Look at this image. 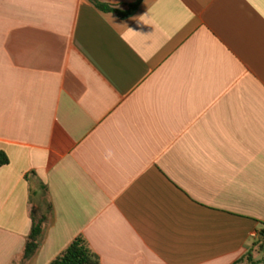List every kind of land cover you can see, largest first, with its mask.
Segmentation results:
<instances>
[{
  "label": "crops",
  "instance_id": "obj_1",
  "mask_svg": "<svg viewBox=\"0 0 264 264\" xmlns=\"http://www.w3.org/2000/svg\"><path fill=\"white\" fill-rule=\"evenodd\" d=\"M0 154V264H264V0H0Z\"/></svg>",
  "mask_w": 264,
  "mask_h": 264
},
{
  "label": "trees",
  "instance_id": "obj_2",
  "mask_svg": "<svg viewBox=\"0 0 264 264\" xmlns=\"http://www.w3.org/2000/svg\"><path fill=\"white\" fill-rule=\"evenodd\" d=\"M90 1L100 11L115 13L117 16L124 19L132 16L137 11L143 0H136L126 9L115 8L107 3L100 2L99 0ZM7 162L8 160L5 155L0 154V166ZM49 208L48 211H50ZM47 218V213H43L38 218H33L32 229L23 252V261L30 260L38 251L44 233V224L46 223ZM256 246L260 251L264 249V230L261 231L260 241ZM252 257L253 251H249L238 262H251ZM50 264H101V261L98 255L91 249L87 240L83 236H78Z\"/></svg>",
  "mask_w": 264,
  "mask_h": 264
},
{
  "label": "rangeland",
  "instance_id": "obj_3",
  "mask_svg": "<svg viewBox=\"0 0 264 264\" xmlns=\"http://www.w3.org/2000/svg\"><path fill=\"white\" fill-rule=\"evenodd\" d=\"M263 255H264V252H263ZM249 264H253V262L251 261V262H249V261H247Z\"/></svg>",
  "mask_w": 264,
  "mask_h": 264
},
{
  "label": "built area",
  "instance_id": "obj_4",
  "mask_svg": "<svg viewBox=\"0 0 264 264\" xmlns=\"http://www.w3.org/2000/svg\"><path fill=\"white\" fill-rule=\"evenodd\" d=\"M253 236H254V237H256V235H255V234H254Z\"/></svg>",
  "mask_w": 264,
  "mask_h": 264
}]
</instances>
